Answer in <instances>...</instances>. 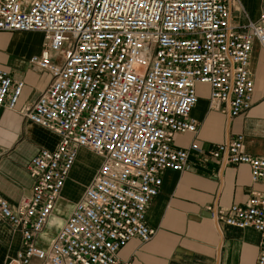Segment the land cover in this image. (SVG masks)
<instances>
[{"label": "built area", "instance_id": "obj_1", "mask_svg": "<svg viewBox=\"0 0 264 264\" xmlns=\"http://www.w3.org/2000/svg\"><path fill=\"white\" fill-rule=\"evenodd\" d=\"M237 4L239 0H236ZM240 6V5H239ZM0 32L37 33L34 72L51 76L24 117L57 138L26 167L31 195L14 209L0 196V223L20 235L3 264H123L120 249L155 234L146 210L164 170L186 171L196 144L173 149L175 135L196 134L197 86L208 107L235 118L252 106L254 48L264 56V0L255 19L235 23L231 0H0ZM23 81L0 70V109L15 111ZM243 136L213 145L221 165H246L264 184V159L243 153ZM99 166L47 248L36 246L80 152ZM216 222L260 235L264 264V193L245 205L207 208Z\"/></svg>", "mask_w": 264, "mask_h": 264}, {"label": "crops", "instance_id": "obj_2", "mask_svg": "<svg viewBox=\"0 0 264 264\" xmlns=\"http://www.w3.org/2000/svg\"><path fill=\"white\" fill-rule=\"evenodd\" d=\"M261 1L239 0L240 4H237L236 0H231L233 21L244 23L248 18L255 19ZM24 35L28 33L0 32V70L8 72L14 81L24 83L15 111L0 109V196L12 209L21 197L31 195L32 181L26 170L31 158L39 149L52 150L57 143L55 135L24 117L26 109L51 79L45 71L31 70L29 59L40 53L42 44L31 46L20 39ZM5 37L3 49L1 44ZM250 72L254 81L252 106L235 118L209 109L208 87L197 86L198 102L191 112V119L197 123L198 131L175 135L172 147L188 149L196 144L201 152L189 153L186 171L161 172L159 193L145 215L146 224L155 234L148 243L132 239L120 249L118 258L123 264L256 263L260 235L252 229L238 230L216 222L207 212L209 207L225 210L234 205L243 206L252 190L264 193L263 183L252 184L248 166H223L207 153L213 145L241 135L243 153L264 159V56L257 48L251 56ZM203 91L206 95H202ZM50 136L54 141L48 139ZM72 171L69 180L73 178ZM73 185H65L48 220V223L52 218L57 220L56 228L47 232V223L35 241L36 246L47 248L88 183L83 186L76 181ZM61 206H66V211L57 216L56 210ZM20 243V235L7 224L0 223V264L15 254Z\"/></svg>", "mask_w": 264, "mask_h": 264}, {"label": "rangeland", "instance_id": "obj_3", "mask_svg": "<svg viewBox=\"0 0 264 264\" xmlns=\"http://www.w3.org/2000/svg\"><path fill=\"white\" fill-rule=\"evenodd\" d=\"M239 21H242V20L239 19ZM28 34H30V35H27V36L24 35L20 39L24 42H27L31 46H36L40 42L42 44V37L39 34H37V33H32V34L28 33ZM34 34H36L37 36H35ZM8 35L14 36V37L20 36V34H8ZM6 39H7V37H5L2 41V44H1L2 48L5 47V45H6ZM3 49H5V48H3ZM0 58H1V56H0ZM202 95H206V93L203 91ZM48 139L51 141H54L53 136H50ZM98 166H99V163H98L97 158H95V156L93 154L82 150L81 154L79 155V157L76 161V164L74 166L72 174H71V176L73 178H75V180L71 177L72 179H70L69 182H67V184L69 183V185H72L74 187L75 185H73V184H76V181H77V182H79V184L81 183V185H83V186L86 185L93 178L94 173H95L96 169L98 168ZM65 211H66V206L65 207L61 206L56 210V215L57 216L64 215ZM57 224H58L57 220L55 221L52 218L47 225V229H46L47 232H52L56 228Z\"/></svg>", "mask_w": 264, "mask_h": 264}, {"label": "water", "instance_id": "obj_4", "mask_svg": "<svg viewBox=\"0 0 264 264\" xmlns=\"http://www.w3.org/2000/svg\"><path fill=\"white\" fill-rule=\"evenodd\" d=\"M209 215V217H211V214H208Z\"/></svg>", "mask_w": 264, "mask_h": 264}, {"label": "bare ground", "instance_id": "obj_5", "mask_svg": "<svg viewBox=\"0 0 264 264\" xmlns=\"http://www.w3.org/2000/svg\"><path fill=\"white\" fill-rule=\"evenodd\" d=\"M31 34H32V33H31ZM28 35H29V34H28ZM39 35H40V34H39ZM40 36H41V35H40ZM255 48H256V47H255ZM255 48H254V49H255Z\"/></svg>", "mask_w": 264, "mask_h": 264}]
</instances>
